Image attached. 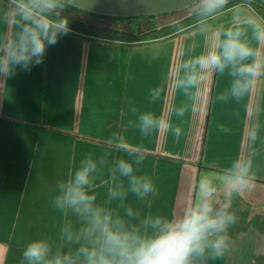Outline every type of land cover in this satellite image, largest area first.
<instances>
[{
	"label": "crops",
	"instance_id": "1",
	"mask_svg": "<svg viewBox=\"0 0 264 264\" xmlns=\"http://www.w3.org/2000/svg\"><path fill=\"white\" fill-rule=\"evenodd\" d=\"M241 8L258 18L249 7L239 6L208 24L217 31L232 27L234 10ZM217 43L200 26L136 45L71 31L47 49L42 65L0 81V264H28L23 252L35 239L49 242L52 257L75 254L79 245L66 241L63 229L79 230L84 223L71 211L56 210L52 201L58 183L89 155L98 163L92 187L96 204L132 226L141 227L150 216H183L198 199L201 178L216 184V208L228 205L229 211H249V219L264 217V79L244 101L220 104L215 97L232 78L227 72L210 73L201 86V112L175 115V109L189 101L183 90L172 87L174 69L182 59ZM155 86L164 92L151 102L148 93ZM146 112L180 125L185 134L179 139L170 132L142 136L136 122ZM253 127L258 129L254 142L249 139ZM140 148L146 149L144 159L133 164L134 174L149 177L158 190L143 200L127 191L129 178L115 167L119 159L133 162ZM245 158L252 161L254 183L242 195L229 196L226 178L233 163ZM121 185L126 196L111 199L109 190ZM128 208L139 215L127 217ZM237 223L241 227L240 217ZM261 258L264 234L249 228L230 239L229 251L222 256L206 254L193 264H252Z\"/></svg>",
	"mask_w": 264,
	"mask_h": 264
},
{
	"label": "clouds",
	"instance_id": "2",
	"mask_svg": "<svg viewBox=\"0 0 264 264\" xmlns=\"http://www.w3.org/2000/svg\"><path fill=\"white\" fill-rule=\"evenodd\" d=\"M192 3L197 5L201 31L216 37L218 43L207 52L182 59L174 69L172 87L183 90L189 101L175 109L178 117L201 112V86L210 73L227 72L232 78L230 86L215 97L220 104L244 101L264 79V49L260 47L264 45V19L250 16L243 8L235 9L232 27L217 31L208 21L224 11L230 0H192ZM70 6H78L76 0H7L6 4L0 0V81L44 63L47 49L72 31L69 19L62 15ZM163 92L160 86L151 88L148 93L151 102ZM136 126L144 137L153 132L165 135L170 132L179 139L185 134L180 125L150 112L140 114ZM218 127L226 130L223 125ZM257 131L253 127L249 132L253 142ZM116 142L123 143L119 138ZM145 150L140 148L134 153L133 162L119 159L115 166L120 176L129 178L127 191L141 200L149 194H158L152 179L134 174L133 164L143 162L141 153ZM99 163H104L103 158ZM97 171L98 163L91 155L81 160L74 173L58 183L52 201L56 210L71 211L84 223L79 230L67 226L63 229V238L79 245L75 254L52 257L49 242L35 239L23 252L28 264H193L206 254L215 258L229 251L228 230L237 223L238 216L229 211L228 205L216 208L217 186L211 179L199 180L198 199L183 216L171 219L150 216L141 222V227H135L96 204L92 187ZM230 172L225 182L229 196L242 195L254 183L250 158L235 161ZM109 195L111 199L124 198L126 190L121 185L110 189ZM134 215L139 214L131 208L126 210L127 217Z\"/></svg>",
	"mask_w": 264,
	"mask_h": 264
},
{
	"label": "trees",
	"instance_id": "3",
	"mask_svg": "<svg viewBox=\"0 0 264 264\" xmlns=\"http://www.w3.org/2000/svg\"><path fill=\"white\" fill-rule=\"evenodd\" d=\"M239 6L249 7L259 19H264V0H230L229 6L221 13ZM196 7L197 5H194L176 13L157 17H106L73 7H68L62 15L69 19L72 32L91 39L136 45L168 39L200 26ZM241 213H244L241 214V227L236 223L229 228L230 239L238 232H245L249 228H255L264 234V217L260 220L257 217L249 219L247 211ZM252 264H264V259L255 260Z\"/></svg>",
	"mask_w": 264,
	"mask_h": 264
},
{
	"label": "water",
	"instance_id": "4",
	"mask_svg": "<svg viewBox=\"0 0 264 264\" xmlns=\"http://www.w3.org/2000/svg\"><path fill=\"white\" fill-rule=\"evenodd\" d=\"M75 9L106 17H157L188 9L192 0H76ZM72 7V6H70Z\"/></svg>",
	"mask_w": 264,
	"mask_h": 264
},
{
	"label": "rangeland",
	"instance_id": "5",
	"mask_svg": "<svg viewBox=\"0 0 264 264\" xmlns=\"http://www.w3.org/2000/svg\"><path fill=\"white\" fill-rule=\"evenodd\" d=\"M257 205V204H256ZM245 206L247 207V209L249 208V209H251V203H248V204H245ZM232 212H234L238 217H240L241 218V211H237L236 210V208H234L233 210H232ZM247 213H250L249 211H247ZM243 215V214H242Z\"/></svg>",
	"mask_w": 264,
	"mask_h": 264
}]
</instances>
